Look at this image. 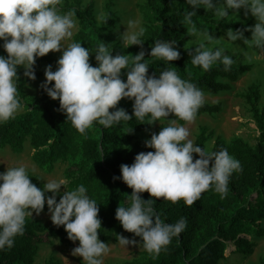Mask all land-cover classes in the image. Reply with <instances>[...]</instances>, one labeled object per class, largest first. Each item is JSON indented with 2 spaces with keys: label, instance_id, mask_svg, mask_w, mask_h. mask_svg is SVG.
Returning a JSON list of instances; mask_svg holds the SVG:
<instances>
[{
  "label": "clouds",
  "instance_id": "clouds-1",
  "mask_svg": "<svg viewBox=\"0 0 264 264\" xmlns=\"http://www.w3.org/2000/svg\"><path fill=\"white\" fill-rule=\"evenodd\" d=\"M62 3L63 0H0V40L7 53L0 55V123L14 119L22 108L18 69L22 67L24 76L35 81L36 58L61 50L57 69L53 71L52 65L46 67L41 88L51 99L59 100L58 110L79 134L86 135L94 122L107 129L127 125L133 117L149 125L157 121L163 125L167 120V126L153 132L144 142L154 151L138 153L134 162L122 164L121 175L113 178L121 179L132 189L127 202L116 209L115 218L124 230L141 238L137 241L118 235V243L142 246L155 259L187 227L184 217L176 223L163 222L153 207L156 199L162 197L172 203L183 200L185 205L192 206L209 189L224 199L230 178L243 170L241 162L226 148L210 151L189 139V129L178 121H194L204 104V93L174 69L165 68L158 77L150 75L144 50L132 57L119 52L113 55L104 43L94 51L97 66H93L89 49L81 43L65 47L62 42L73 36L76 27V12L73 9L62 13ZM186 4L191 10L185 11L182 23L187 35L198 41L189 53L194 67L206 72L219 62L227 72L234 63L224 46L214 47L222 37L216 39L207 29L197 28L192 18L201 7L220 20L241 9L245 16L251 14L256 21L254 26L244 30L229 28L227 39L243 40L248 48L264 49V0H186ZM137 24L129 20L126 31L119 34L124 49L133 45L143 49L144 29ZM245 31L251 32V39L245 37ZM176 45L175 40H158L151 46L150 56L165 64L176 61L181 56ZM243 54L251 62L252 57L246 51ZM122 70H126V81L122 79ZM124 98L134 101L132 115L117 107ZM172 114L175 119H169ZM194 153L199 158L194 159ZM67 184L65 179L48 180L43 187H37L23 165L0 172V250H10L15 237L24 234L26 218L41 214L47 204L53 224L63 226L72 242L79 241L72 255L82 257L83 264H103L110 246L99 238L102 221L98 204L87 195L83 184L73 190ZM62 186L67 189L63 193ZM144 192L150 194L149 199L142 197Z\"/></svg>",
  "mask_w": 264,
  "mask_h": 264
},
{
  "label": "trees",
  "instance_id": "trees-1",
  "mask_svg": "<svg viewBox=\"0 0 264 264\" xmlns=\"http://www.w3.org/2000/svg\"><path fill=\"white\" fill-rule=\"evenodd\" d=\"M83 1L66 0L60 9L65 12L75 10L80 27L73 42H79L93 52L90 62L93 66H97L94 51L101 43L113 55L119 52L132 57L144 50L150 75L158 77L165 68H171L182 79L194 83L203 93L212 94L231 90L232 83L254 67L253 64H242L235 59L231 70L227 72L219 62L206 72L200 67H194L190 54L184 51L191 40L186 26L182 23L185 11L191 10L186 0H147L142 9L149 22L143 38V49L139 45H133L125 53H122L118 44L113 45L107 34L115 24L114 12L110 10L111 3L106 5V19L99 22L94 3L84 6ZM196 11L197 14L192 19L201 31L207 29L211 34H221L229 28L244 30L248 27V24H239L228 18L217 19L203 7ZM158 40H175L181 53L180 59L165 64L162 60L152 58L151 46ZM2 44L3 41L0 40V55L6 56ZM46 61H53L49 54L36 58L35 81L24 76L22 67L18 69V95L26 110L16 114L14 119L0 123V149L10 147L15 153H22L30 139L34 149L33 160L48 172H52L58 162L70 161L65 170L67 188L73 190L83 184L87 188V195L96 200L98 216L102 221L99 238L106 243L111 239L117 240L118 235L123 233L133 234L124 230L115 218L116 209L127 202L132 189L121 179L113 178L119 177L120 166L131 165L138 153L154 151L145 146V141H139L133 132H127L126 129L139 133L149 130L152 125L133 117L127 125H114L107 129L94 122L86 135L79 134L71 122L66 121V115L58 110L59 100L51 99L42 88L41 100L29 102L27 99L26 86L45 75L40 65ZM126 78V70H122V79L126 81ZM242 96L252 105L254 119L260 131L257 143L251 145L239 136L230 141L218 136L211 149L219 151L226 148L230 155L241 162L242 172L232 175L224 199L213 189L202 193L192 206L185 205L183 200L172 203L164 201L162 197L156 199L153 207L163 222L176 223L184 217L187 219V227L179 236L172 238L167 250L162 251L158 257L153 259L149 255L151 264H218L221 259H226L229 241L234 242L237 251L248 254L254 251L256 243L251 242L247 235L264 237V109L258 107L261 98L260 85L252 83ZM133 103L134 101L124 98L117 107L124 108L132 115ZM221 111L222 103L204 102L196 116L214 115ZM169 119H175L174 114ZM178 123L184 125L187 122ZM212 135L213 132L208 133L207 127H202L195 145L207 148V142ZM193 155L194 159L199 158L198 154ZM28 175L37 187H43L44 183L38 177L32 173ZM141 195L144 199L150 198L148 192ZM59 198L58 196L57 200ZM51 236H60L62 242L74 244L68 239L63 226L56 227L52 222L47 228L37 217H27L24 234L15 237L14 246L10 250H0V264H34L41 244L49 241ZM136 238L141 240L140 237ZM47 264H57V261L51 258ZM261 264H264V258Z\"/></svg>",
  "mask_w": 264,
  "mask_h": 264
},
{
  "label": "rangeland",
  "instance_id": "rangeland-1",
  "mask_svg": "<svg viewBox=\"0 0 264 264\" xmlns=\"http://www.w3.org/2000/svg\"><path fill=\"white\" fill-rule=\"evenodd\" d=\"M66 0H63V7ZM111 3L110 10L114 12L115 24L112 26L111 30L107 32L108 36L112 39L113 45L118 44L121 48L122 53H125L127 49H124L120 40L119 34L126 31L127 22L129 20L137 21V27L144 29V34L141 37L143 40L145 32L149 26V22L146 20L143 6L146 5L147 0H84V6L89 3H94L96 18L103 17V19H98L99 22L103 21L107 17L106 5ZM62 13L65 11L61 10ZM76 27L73 30V36L62 43L65 47L68 44L73 43L74 35L79 30V19L75 16ZM229 20H234L239 24H248L249 26H254L256 23L255 18L249 14L244 15V10L241 9L238 13L232 14ZM211 34V33H210ZM214 38L221 39V43L214 45V47L224 46L226 49V54L230 55L237 62L242 64H253L254 67L249 72L245 73L236 82L232 83V89L221 92L219 94L204 93V102L216 104L222 103V111L214 115L204 114L201 116H196L194 121L191 123L184 124L185 127L189 129L191 139L195 145L197 136L199 135L202 127H207L208 133L213 132L210 140L207 142V149L211 151L215 139L218 136H222L225 140L230 141L234 137H242L248 141L251 145H255L260 136V131L257 127L256 121L254 119V113L252 110V105L242 96L252 83H258L260 85L261 98L258 102V107L262 110L264 109V49H258L255 47L248 48L243 40H238L231 42L227 39L226 32L221 34H211ZM245 37L251 39V32L245 31ZM198 41L195 37H191V40L184 48L185 52L190 53L194 51ZM213 46V45H210ZM90 51L89 62L93 58V52ZM244 51L252 57L251 62H248L244 56ZM63 50L60 52H50L48 53L53 61L43 62L40 65L41 71L45 73V69L48 65H52V70L55 71L58 67L57 61L62 56ZM46 79L45 75L42 76L37 82H32L26 86L27 99L31 101L41 100V84ZM54 84V82H53ZM26 107L21 108L18 113L24 112ZM17 113V114H18ZM163 126H167V120L161 125L157 121L151 126L149 130L143 132H133L139 141H145L151 138V134L155 131H160ZM33 151L30 141H27L25 149L22 153H15L10 147L0 149V169L1 172L6 171L7 167L15 166H25L28 173L38 177L39 181L45 183L48 180H59L66 179L65 170L70 165V161L63 162L60 161L56 164L55 169L52 172H48L43 167L38 165L33 160ZM67 189L62 186L61 193ZM33 216L37 217L47 228L50 227L52 221L48 213L47 207L44 211ZM264 225V221L262 222ZM129 239H136L133 234L123 233L122 234ZM247 237L251 242H255L254 251L252 253H242L236 250V246L233 241H229V246L226 250V259H221L218 264H261L262 258H264V237H257L254 234H248ZM47 240V239H46ZM110 246V252L103 258V264H151L152 261L149 259V254L145 252L142 246L129 245L121 246L118 243V239H111L106 242ZM79 241L74 242V244H69L62 242L60 236H51L49 241L42 243L40 250L35 258L34 264H47L51 258L57 261V264H83V258L72 255V249L78 246Z\"/></svg>",
  "mask_w": 264,
  "mask_h": 264
},
{
  "label": "crops",
  "instance_id": "crops-1",
  "mask_svg": "<svg viewBox=\"0 0 264 264\" xmlns=\"http://www.w3.org/2000/svg\"><path fill=\"white\" fill-rule=\"evenodd\" d=\"M27 141H30V139H28ZM27 143V142H26ZM26 145V144H25ZM6 148V147H5Z\"/></svg>",
  "mask_w": 264,
  "mask_h": 264
}]
</instances>
